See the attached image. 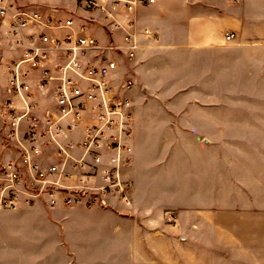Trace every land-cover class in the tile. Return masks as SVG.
Segmentation results:
<instances>
[{"label":"crops","instance_id":"obj_1","mask_svg":"<svg viewBox=\"0 0 264 264\" xmlns=\"http://www.w3.org/2000/svg\"><path fill=\"white\" fill-rule=\"evenodd\" d=\"M153 4L125 13V19L134 15L139 26L158 35L127 63L138 80L129 92L135 132L132 161L125 168L133 183L132 204L49 207L41 200L29 204L21 198L16 208L0 209V264H142L151 261L160 246L168 250L170 243L173 248V231L164 220L168 207L219 213L225 205L234 213L229 200L255 197L261 188L264 177L256 173L255 157L263 150L244 147L243 136L226 133L230 128L239 132L240 127H255L251 118L264 117V110L224 109L219 103L224 96V50L264 53V43L249 45L244 40L264 38V0ZM97 32L104 41V30ZM228 32L234 33L233 39H226ZM2 68L1 92L6 82ZM239 75L233 74L236 87L226 95L230 99H243L238 93H248L240 89ZM193 91L200 104L185 108L196 97ZM179 117L183 124L175 119ZM224 117L246 118L247 123L236 120L229 125ZM246 143L255 144L251 137ZM10 150L0 143V160Z\"/></svg>","mask_w":264,"mask_h":264},{"label":"built area","instance_id":"obj_2","mask_svg":"<svg viewBox=\"0 0 264 264\" xmlns=\"http://www.w3.org/2000/svg\"><path fill=\"white\" fill-rule=\"evenodd\" d=\"M156 1L75 0L89 13L81 17L61 4L0 0V119L11 147L0 160V209L21 198L49 207L132 204L125 168L135 132L129 92L138 80L124 59L158 35L125 13ZM98 28L121 40L102 41Z\"/></svg>","mask_w":264,"mask_h":264},{"label":"rangeland","instance_id":"obj_3","mask_svg":"<svg viewBox=\"0 0 264 264\" xmlns=\"http://www.w3.org/2000/svg\"><path fill=\"white\" fill-rule=\"evenodd\" d=\"M62 1L66 3L62 6L76 15L85 17L89 14L81 8H77L75 0ZM262 25L264 26V24ZM104 39V42L120 41L121 36L119 33L113 34L110 29H107V35ZM244 40L249 45L264 43V38L258 37H247ZM2 47L0 35V73L3 57H5ZM124 60L128 63L126 59ZM223 60L224 96L223 101L219 103L221 107L224 109L264 110V53L231 54L224 50ZM237 64H239L238 68ZM249 65L250 67H248ZM238 72L240 74L239 87L248 93L245 92L247 95H240L243 92L238 93L243 99H230L226 95L235 92V81L233 84L231 81L233 74ZM195 73H197L196 69ZM189 88L196 90L197 85H190ZM193 95L196 97L186 103L185 108H198L199 99L194 91ZM175 119L180 124L184 123L181 117ZM189 119L197 118L191 117ZM223 119L224 123L229 125L234 124L236 120L240 122L238 123L240 125H243V121L247 123V119L241 117H224ZM251 119H254L255 127H247V129L240 127L243 130H239V132L230 128L226 135L243 136L244 138L240 141L244 147H260L263 150L260 157H255V162L258 164L255 166L258 170L256 173L262 179L264 177V117ZM4 127L2 119H0V143L2 146L7 145L11 149L8 140L4 137ZM249 137L255 144L247 145L246 142ZM3 152L4 150L2 154ZM260 186L261 188L256 191L255 197L245 196L240 197L239 200H229L230 206H234L232 209L235 210L234 213L229 212L227 209L229 207H225V205L219 213L199 212L198 209L193 208L188 211L177 205L168 207L164 213V220L173 231V248H171L170 243L168 250L166 245L160 246L158 253L153 254V259L143 261L142 264H264V179L261 180ZM225 199L226 197H224V204L228 203ZM120 204L122 203L115 200L112 205ZM170 211L175 212L177 216L173 221L168 218ZM214 221L216 222L215 225H213ZM133 264H140V262H133Z\"/></svg>","mask_w":264,"mask_h":264}]
</instances>
